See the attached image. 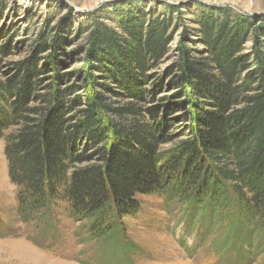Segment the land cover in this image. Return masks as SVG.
Wrapping results in <instances>:
<instances>
[{"label": "trees", "instance_id": "obj_1", "mask_svg": "<svg viewBox=\"0 0 264 264\" xmlns=\"http://www.w3.org/2000/svg\"><path fill=\"white\" fill-rule=\"evenodd\" d=\"M166 25L162 19L143 34L128 31L139 74L166 55ZM203 27L208 56L195 58L181 47V75L175 82L184 85L183 95L193 107L187 113L191 130L166 150L159 147L170 142L162 132L167 119L155 126L133 104L102 103L95 88L106 86L91 74L83 81L88 103L71 120L66 115L75 106H67L68 94L58 82L46 86L47 94H37L36 65L15 64V76L0 82V139L21 216H34L36 227L51 228L62 204L64 216L81 224L86 240L116 246L124 262L134 252L124 221L140 213L139 197L176 200L188 212L231 215L232 237L264 243L262 42L257 40L248 56H238L243 31L236 35L225 22ZM99 73L142 99L132 70L115 65ZM29 94L37 106L29 107ZM146 112L156 121V110ZM54 235L49 238L56 242ZM222 256L221 264H242L239 256Z\"/></svg>", "mask_w": 264, "mask_h": 264}, {"label": "rangeland", "instance_id": "obj_2", "mask_svg": "<svg viewBox=\"0 0 264 264\" xmlns=\"http://www.w3.org/2000/svg\"><path fill=\"white\" fill-rule=\"evenodd\" d=\"M162 19L167 21L166 55L139 74L128 31L143 34L152 21ZM205 22H225L232 33L244 32L238 56H248L257 40L264 52V0H0V82L15 76V64H35L37 94H47L46 86L57 81L68 94L67 106H75L66 115L72 120L88 103L83 81L91 74L106 86L95 88L102 103L133 104L155 126L167 119L162 132L170 142L159 147L166 150L191 130L187 113L193 107L183 95L184 85H175L181 75L179 50L185 47L195 58L208 56ZM115 65L135 73L142 99L101 77L100 69ZM77 97L78 103H72ZM28 98L30 108L39 104L35 95ZM150 109L157 111L156 121L146 112ZM4 146L0 139V264H221L222 254L239 256L242 264H264V243L257 245V237H232L231 215L188 212L176 200L161 197H139L140 213L124 221L134 246L127 262L119 259L116 246L86 240L81 224L64 216L62 204L53 227H36L34 216L18 211V189L8 177Z\"/></svg>", "mask_w": 264, "mask_h": 264}]
</instances>
